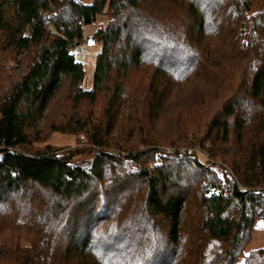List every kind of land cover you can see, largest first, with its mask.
Here are the masks:
<instances>
[{
  "label": "trees",
  "instance_id": "1",
  "mask_svg": "<svg viewBox=\"0 0 264 264\" xmlns=\"http://www.w3.org/2000/svg\"><path fill=\"white\" fill-rule=\"evenodd\" d=\"M0 37V264H264V0H0Z\"/></svg>",
  "mask_w": 264,
  "mask_h": 264
},
{
  "label": "rangeland",
  "instance_id": "2",
  "mask_svg": "<svg viewBox=\"0 0 264 264\" xmlns=\"http://www.w3.org/2000/svg\"><path fill=\"white\" fill-rule=\"evenodd\" d=\"M82 2L85 5L91 4L92 0H78ZM104 18L103 17H98L96 23H101L104 24ZM91 26H85L83 28L82 34V41L79 43V45L76 47V49H80L82 51V54L78 55L76 54V59L82 64L84 72H85V77H84V82H83V88L84 89H89L92 86V81H93V73H94V64H95V58L97 53L99 52L101 46L99 43H95L94 39L91 38L93 31L95 29V25ZM92 39L93 42L91 44H88V40ZM2 38L0 37V50L2 52L0 54H4V50L2 49ZM11 63H9L6 67L10 68ZM84 138L82 136L77 137L75 135H70V134H60V133H52L48 137V139L45 141V144H49L52 146L60 147V148H83L84 146ZM200 145H196L193 148L199 147ZM207 158L208 160L202 158L199 154L198 157L200 156V159L203 161H206L207 163H210V156L208 154L209 150V145H207ZM188 149L187 151H189ZM191 152V151H190ZM195 153V152H193ZM83 160H90L91 156L90 155H83ZM211 164V163H210ZM214 166V165H213ZM256 227L258 228L256 231H253L249 244L247 248L245 249V253H248L249 251L258 249L260 247L264 246V230H260L259 227L260 223H256Z\"/></svg>",
  "mask_w": 264,
  "mask_h": 264
},
{
  "label": "built area",
  "instance_id": "3",
  "mask_svg": "<svg viewBox=\"0 0 264 264\" xmlns=\"http://www.w3.org/2000/svg\"><path fill=\"white\" fill-rule=\"evenodd\" d=\"M77 54H82V51L80 49H76ZM207 146H199L196 148H193L191 151L196 152L197 154H199L200 156H202V158L208 160L207 158Z\"/></svg>",
  "mask_w": 264,
  "mask_h": 264
},
{
  "label": "water",
  "instance_id": "4",
  "mask_svg": "<svg viewBox=\"0 0 264 264\" xmlns=\"http://www.w3.org/2000/svg\"><path fill=\"white\" fill-rule=\"evenodd\" d=\"M92 42H93L92 39H89V40H88V44H91Z\"/></svg>",
  "mask_w": 264,
  "mask_h": 264
}]
</instances>
